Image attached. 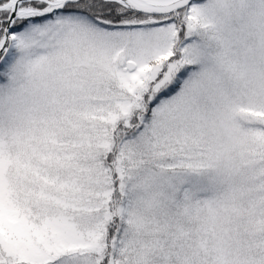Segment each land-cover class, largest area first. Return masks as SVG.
I'll use <instances>...</instances> for the list:
<instances>
[{"label": "snow or ice", "instance_id": "6c2138e0", "mask_svg": "<svg viewBox=\"0 0 264 264\" xmlns=\"http://www.w3.org/2000/svg\"><path fill=\"white\" fill-rule=\"evenodd\" d=\"M0 264H264V0H0Z\"/></svg>", "mask_w": 264, "mask_h": 264}]
</instances>
